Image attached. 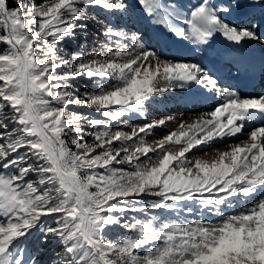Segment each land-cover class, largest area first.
<instances>
[{"label":"snow or ice","instance_id":"obj_1","mask_svg":"<svg viewBox=\"0 0 264 264\" xmlns=\"http://www.w3.org/2000/svg\"><path fill=\"white\" fill-rule=\"evenodd\" d=\"M0 46V264H264V0H0Z\"/></svg>","mask_w":264,"mask_h":264},{"label":"rangeland","instance_id":"obj_2","mask_svg":"<svg viewBox=\"0 0 264 264\" xmlns=\"http://www.w3.org/2000/svg\"><path fill=\"white\" fill-rule=\"evenodd\" d=\"M183 2L185 4H187L188 0H183ZM127 23L132 27L133 31H136L137 29H140L146 35L153 36L152 33H154L153 37L157 36V32L153 31V29L151 28L150 25H147V28H144V27L143 28H138L139 26L137 27V25L139 24V20H137L135 18V16H133L131 19L127 20ZM158 39H159V43L161 45H163L164 47H165V43H167V44H170V46H172L176 50L175 53H173L172 55H175L177 53H181L182 50H181V48H179V46H181V47H186L187 46V50L190 53L193 52L191 50V49H193V47H191L192 45L188 44L187 42H185L183 40L177 39L174 35H172L170 33L164 32L163 29L159 30ZM63 46L69 52H72V51L75 50V45L70 40L69 41H65ZM0 47H2V46H0ZM188 47H190V48H188ZM165 49L167 51H169L168 47L167 48L165 47ZM185 58L195 60V59L187 57V56ZM262 82L264 83V81H262ZM260 86H263V85H260ZM262 89L264 91V88H262ZM179 96H180L179 91L176 93L175 97L171 96L170 94H166L165 100L169 101L167 106L164 107L163 105H160L158 107H150V109H149L150 115H148L147 119L149 121H151V120L157 119V118H159L161 116L171 115V116H176L177 120H179L180 114L183 113L184 114V119L185 120H190L196 113H199L201 111L206 110L205 108H200L199 110H195V109H187V108L179 107V106H182V103H183V102H181V103H176L175 102L176 98H178ZM173 128H175V124H169L167 127L157 128L155 130L154 134L152 136H150L148 139L151 141V139L158 138V137L162 136L163 134L167 133L168 131H170ZM215 147H221V145H215ZM205 151H209V150L205 149ZM198 154L202 155L203 153H198ZM50 247H54V245H52L51 241L49 242V245L46 247V249L50 248ZM46 258L47 257H44V259H46Z\"/></svg>","mask_w":264,"mask_h":264},{"label":"bare ground","instance_id":"obj_3","mask_svg":"<svg viewBox=\"0 0 264 264\" xmlns=\"http://www.w3.org/2000/svg\"><path fill=\"white\" fill-rule=\"evenodd\" d=\"M137 27L138 28H143V27L144 28H147V24L144 23L143 21H139V24L137 25ZM165 47L166 48L167 47L169 48L168 53H170V54H173L176 51L174 48H172L170 46V44H167L166 43V46ZM191 47H193V49H191L193 52L190 53L187 50V46L186 47L179 46V48H181V50H182L181 53L183 54V56H185V57L187 56V57L193 58L195 60H201V57L202 56H201L200 52H198L197 49L194 46H191ZM188 48H190V47H188ZM226 48H227V45H226V43L224 41V38L223 37H220V36H217L216 39H215V41L213 42L212 48L209 49L208 52H209L210 56L212 54H214L212 56V59H213V57L216 56V53L217 52L223 53ZM245 51H246V54H247V59L251 60L254 63H258V61H259V59L261 57V49L259 47L249 46V48L246 49ZM203 56H204V54H203ZM222 58L223 59H227L228 56L227 55H224ZM222 65H224V62L220 64V66H222ZM257 89H258V87H257ZM241 91L244 94H249V95H253L254 94V92L251 93V91H249V92H244L243 90H241ZM261 91L264 92L263 90H261ZM179 107H181V108H187V109H195V110H199L200 108H204L203 106H194L191 103H188V104H185V103L183 104L182 103V106H179Z\"/></svg>","mask_w":264,"mask_h":264},{"label":"trees","instance_id":"obj_4","mask_svg":"<svg viewBox=\"0 0 264 264\" xmlns=\"http://www.w3.org/2000/svg\"><path fill=\"white\" fill-rule=\"evenodd\" d=\"M45 247H47V246H45ZM44 258V257H43Z\"/></svg>","mask_w":264,"mask_h":264}]
</instances>
